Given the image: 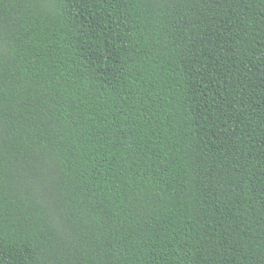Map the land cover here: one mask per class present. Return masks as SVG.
Masks as SVG:
<instances>
[{"label":"trees","instance_id":"obj_1","mask_svg":"<svg viewBox=\"0 0 264 264\" xmlns=\"http://www.w3.org/2000/svg\"><path fill=\"white\" fill-rule=\"evenodd\" d=\"M0 264H264V0H0Z\"/></svg>","mask_w":264,"mask_h":264}]
</instances>
